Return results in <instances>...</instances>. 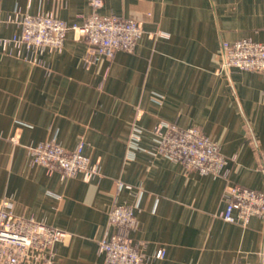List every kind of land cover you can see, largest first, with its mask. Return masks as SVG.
<instances>
[{
	"label": "crops",
	"instance_id": "crops-1",
	"mask_svg": "<svg viewBox=\"0 0 264 264\" xmlns=\"http://www.w3.org/2000/svg\"><path fill=\"white\" fill-rule=\"evenodd\" d=\"M15 11L80 26L91 7L0 0L1 38L19 32L7 21ZM99 13L141 23L133 53L86 67L87 45L72 32L44 66L0 53V203L70 235L55 246L58 264H103L97 243L114 203L134 209L129 236L144 243L145 264H264V217L245 227L217 217L227 184L264 192V77L225 71L220 54L222 42L264 43V0H104ZM160 123L200 129L229 159L227 181L153 154ZM133 126L138 149L128 146ZM51 138L68 151L83 141L100 177L31 166L26 147Z\"/></svg>",
	"mask_w": 264,
	"mask_h": 264
},
{
	"label": "built area",
	"instance_id": "built-area-1",
	"mask_svg": "<svg viewBox=\"0 0 264 264\" xmlns=\"http://www.w3.org/2000/svg\"><path fill=\"white\" fill-rule=\"evenodd\" d=\"M104 0H89L91 12L80 26H68L50 13L34 15L15 11L8 22L19 32L0 37V53L13 56L35 66H44L46 54L61 53L65 39L72 32L87 45L84 66L89 67L99 57L108 60L116 51L133 53L144 35L141 23L115 15L102 16L99 10ZM221 66L225 71L260 73L264 77V43L240 40L221 43ZM141 131L135 126L128 146L138 149ZM153 154L180 164L186 172L227 181L228 160L218 145L198 128L182 129L175 124L160 123L151 131ZM86 145L80 141L68 151L54 138L26 147L31 166H41L47 174L58 172L62 179L81 176L85 181L101 175L100 166L91 163L85 154ZM232 160V159H231ZM122 187L121 183H118ZM224 207L217 217L242 227L253 217H264V192L240 186L226 185L221 195ZM138 227L134 209L114 203L108 213L107 233L98 241L97 251L103 264H145L144 243L134 242L129 234ZM70 235L42 221L15 216L6 201L0 203V264H58L55 246ZM164 249L152 258L162 259Z\"/></svg>",
	"mask_w": 264,
	"mask_h": 264
}]
</instances>
